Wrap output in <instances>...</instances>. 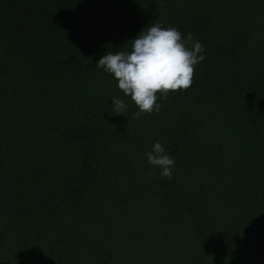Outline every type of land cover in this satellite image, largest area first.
Returning a JSON list of instances; mask_svg holds the SVG:
<instances>
[{
	"label": "trees",
	"instance_id": "obj_1",
	"mask_svg": "<svg viewBox=\"0 0 264 264\" xmlns=\"http://www.w3.org/2000/svg\"><path fill=\"white\" fill-rule=\"evenodd\" d=\"M155 24L204 60L137 114L95 65ZM0 264H264V0H0Z\"/></svg>",
	"mask_w": 264,
	"mask_h": 264
},
{
	"label": "clouds",
	"instance_id": "obj_2",
	"mask_svg": "<svg viewBox=\"0 0 264 264\" xmlns=\"http://www.w3.org/2000/svg\"><path fill=\"white\" fill-rule=\"evenodd\" d=\"M130 41V50L106 52L95 66L117 81V88L130 97L137 114L158 111V99H166L169 92L187 90L195 66L204 60L202 44L191 33L182 37L175 27L145 26ZM111 101L113 115H124L125 102L117 98ZM144 155L148 165L160 169L162 179L171 178L175 162L161 143L154 142Z\"/></svg>",
	"mask_w": 264,
	"mask_h": 264
}]
</instances>
